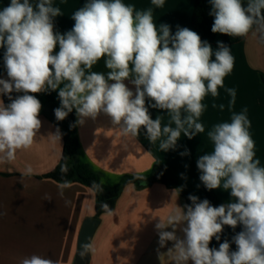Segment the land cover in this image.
<instances>
[{"label":"clouds","instance_id":"9594fccd","mask_svg":"<svg viewBox=\"0 0 264 264\" xmlns=\"http://www.w3.org/2000/svg\"><path fill=\"white\" fill-rule=\"evenodd\" d=\"M209 2L213 33L244 37L252 32L264 43V0ZM164 4L165 0H151L156 9ZM153 13V7L138 10L124 0H87L72 14L73 28L61 34L55 31L54 19L62 12L53 0H10L0 10V48L8 77L0 78V96L10 101L5 105L0 99V163L13 161L19 150L33 145L42 127L39 93L58 90L57 121L73 109V127L103 114L125 141H137L143 129L147 140L152 145L159 141L164 152L174 150L182 134L192 139L205 132L201 117L209 94L217 98L218 89L224 88L231 111L237 92L224 85L235 62L230 47L218 41L213 49L198 33L179 25L173 34L170 25H157ZM105 56L111 70L107 76L90 71ZM218 107L224 110L225 105ZM149 108L165 111L168 122L162 123L163 116L153 119ZM247 113L246 107L232 111L230 122L213 125L207 131L212 151L197 159L205 188L229 191L232 202L213 206L190 195V205H176L155 223L159 248L172 242L166 252L171 264H264V166L256 158ZM48 136L61 141L62 133L57 127ZM181 155H188L187 149ZM31 171L27 167L24 175ZM93 187L103 191L100 184ZM101 207L112 214L106 203ZM225 226L242 230L218 249L210 247L213 239L221 240ZM159 248L161 259L165 253ZM94 253L91 240L79 244L81 259ZM18 264L58 261L32 254Z\"/></svg>","mask_w":264,"mask_h":264},{"label":"crops","instance_id":"0c3cea01","mask_svg":"<svg viewBox=\"0 0 264 264\" xmlns=\"http://www.w3.org/2000/svg\"><path fill=\"white\" fill-rule=\"evenodd\" d=\"M124 2L135 5L138 10L153 7L157 25H170L173 34L177 25L196 32L192 19L197 0H165L164 7L159 9L151 5V0ZM85 3L87 0H53V5L62 12L54 19L55 31L61 34L70 31L75 23L72 14ZM3 7L5 3L0 0V10ZM210 44L213 49L217 48ZM228 46L235 62L224 85L236 89L235 105L230 111V97L224 88L218 89L220 95L217 98L209 94L204 101L207 108L201 117L204 133L192 139L182 134L177 147L164 152L159 150V141L152 145L147 140L143 129L137 141H125L113 129L110 118L101 114L96 120L87 119L82 126H75L80 162L96 171L102 183L111 186L120 184L127 177H148L155 166L161 164L168 176L183 183L190 195L199 197L204 185L199 179L197 159L212 151L207 131L217 123L230 122L231 112H240L245 107L251 121L255 152L264 150V43L258 34L249 32L244 40ZM58 51L57 45L54 54ZM3 54L4 49L0 48V78L8 79ZM106 59V56L102 57L90 71L107 76L111 70L106 67ZM125 84L135 91L129 80ZM0 99L4 102L3 96ZM221 103L225 105L224 110L218 107ZM149 111L153 119L163 116L162 123L168 122L165 111L153 108ZM73 112L76 122L75 109ZM39 119L42 127L33 145L27 150H19L13 161L0 163V264H18L21 257L32 254L50 257L58 264H74L80 234L89 218L100 221L92 239L95 253L91 254L89 264H171L166 252L172 242L159 248L155 223L159 218H166L176 205H186L179 191L173 193L176 189L158 182L130 184L124 187L112 214L97 218L93 187L45 177L62 160L64 135L51 118L40 116ZM57 127L62 133L61 141L48 136ZM186 149L188 155L182 156ZM259 160L264 166V157ZM29 166L31 173L24 175ZM215 190L223 198H232L223 188ZM241 230L240 226L235 230L225 226L221 240L213 239L209 246L218 249L220 243L225 239L231 241ZM178 235L182 233L178 232ZM158 248L159 253H165L161 259ZM231 248L235 250L236 245L233 243Z\"/></svg>","mask_w":264,"mask_h":264},{"label":"trees","instance_id":"16d2710c","mask_svg":"<svg viewBox=\"0 0 264 264\" xmlns=\"http://www.w3.org/2000/svg\"><path fill=\"white\" fill-rule=\"evenodd\" d=\"M5 6L10 3V0H3ZM246 3L247 0H244ZM211 11V4L209 0H197L192 24L196 32L200 35L202 40L208 41L215 46L217 42H223L225 45H231L238 43L246 38L244 37H230L225 34L213 33L211 31L212 24L214 22V17L209 15ZM17 93H12L15 97ZM37 98L41 101L42 110L40 116H47L51 118L56 125L62 130L64 135V154L60 164L50 173L45 175V177L53 179L61 183H71L80 182L82 184L89 185L93 187V184H100L103 191H96V217H100L106 214L104 209L101 207L102 204L106 203L110 209L113 211L116 208V203L120 197L124 187L130 184H140L143 182H158L168 186L169 188L176 189L179 191L180 195L185 199L186 204L190 205L191 201L188 199L190 196L187 188L180 181L168 176L166 168L157 164L154 168L153 173L148 177H143V179H137V177H127L120 184L111 186L106 185L101 182L100 175L94 171L88 165L80 162L79 158V140L76 133L75 126V115L72 111L63 121H57L54 109L60 106V101L58 98V91H51L49 93H39L36 94ZM4 103L7 105L10 103L7 96H3ZM264 157V150L256 152V158ZM94 188V187H93ZM200 200L207 199L213 206H219L220 204L232 202V198L227 199L221 197L216 190H207L203 186L201 195L198 197Z\"/></svg>","mask_w":264,"mask_h":264},{"label":"water","instance_id":"95a60500","mask_svg":"<svg viewBox=\"0 0 264 264\" xmlns=\"http://www.w3.org/2000/svg\"><path fill=\"white\" fill-rule=\"evenodd\" d=\"M100 225V221L98 219H94V218H89L85 221L81 234H80V238H79V244L80 243H84V242H89L92 239L98 229ZM79 244H78V248H79ZM90 256L81 259L78 255V252L76 254V260L74 264H89L90 261Z\"/></svg>","mask_w":264,"mask_h":264}]
</instances>
